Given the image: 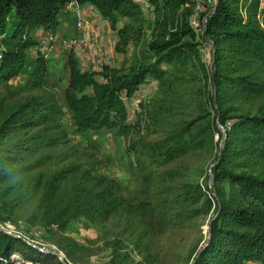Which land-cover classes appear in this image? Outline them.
<instances>
[{"label": "rangeland", "instance_id": "374dc122", "mask_svg": "<svg viewBox=\"0 0 264 264\" xmlns=\"http://www.w3.org/2000/svg\"><path fill=\"white\" fill-rule=\"evenodd\" d=\"M71 1L58 15L55 30L38 27L33 31L35 45L27 51L21 68L7 82L0 81V100L13 104L38 96L52 109L49 123L43 125V142L28 144L26 168L12 167L18 175L0 184V221L64 264H192L205 244L215 208L213 203L209 210L202 208V200L196 199L198 192L192 196L188 187L199 185L205 191L209 168L225 133L218 128L211 143L166 165L151 164L145 147L159 141L177 123L199 116L204 108L198 105L206 88L199 63L208 68L212 47L202 37L205 18L201 15L209 3L191 0L187 5L199 62L188 61L184 68L162 65L163 79L145 76L131 96L122 91L126 123L136 126L121 135L117 128L76 129L64 97L70 62L82 73H95L92 77L99 84L107 83L112 70L117 72L113 78L127 74L155 27L154 7L146 0H133L138 7L135 15L119 18L110 26L90 4L76 0L71 6ZM260 9L264 10V0ZM14 19L9 15L7 24ZM42 63L45 72L39 78L36 69ZM178 78L183 86L169 84ZM85 93L90 94L91 89ZM37 131L30 130L27 136H35ZM70 164L113 181V210L104 216L78 210L61 226L51 221V212L41 203L44 181L38 183L37 175H49ZM223 187L226 190L225 184ZM206 196L212 200V193Z\"/></svg>", "mask_w": 264, "mask_h": 264}, {"label": "trees", "instance_id": "16d2710c", "mask_svg": "<svg viewBox=\"0 0 264 264\" xmlns=\"http://www.w3.org/2000/svg\"><path fill=\"white\" fill-rule=\"evenodd\" d=\"M146 1L154 7L155 27L143 51L134 56L127 74L113 78L117 72L112 70L107 83L99 84L92 77L95 73H82L75 62H70L64 97L77 130L97 132L117 128L119 134L127 135L136 125H127L120 93L124 91L131 96L145 76L163 79L162 65L178 64L184 68L188 61L199 62L195 34L187 22L190 13L187 5L191 0ZM68 2L0 0V81L7 82L17 74L27 51L35 45L32 37L35 29L57 28L58 15ZM76 2L93 6L110 26L119 18L134 16L138 9L133 0ZM260 5L261 0H217L213 13L208 14L211 9L208 8L201 15V19L205 18V37L215 49L212 73L199 63L206 88L198 105L204 108L199 116L177 123L159 141L145 147L151 164L166 165L211 143L214 131L218 132L216 122L224 129L225 138L211 168L213 191L209 185H205V191L199 185L188 187L192 196L198 192L196 199L202 200V208L209 210L211 203L215 208L206 246L192 264H264V10ZM9 15L15 17L10 25ZM127 36L122 38L124 45ZM36 71L40 78L45 72L44 64ZM183 82L178 78L169 84L183 86ZM88 88L90 94L85 93ZM48 111L52 109L38 96L13 104L0 100V184L16 176L12 167L26 168V156L31 150L28 144L44 138L42 130L49 123ZM30 130L38 131L28 137ZM51 143L49 139L48 144ZM80 168L70 164L49 175H37L38 183L44 181L41 203L57 225L61 226L78 210L104 216L114 209L115 204L110 208L113 181ZM208 193H212V200L206 196ZM12 251L39 264H64L55 255L0 231V254Z\"/></svg>", "mask_w": 264, "mask_h": 264}, {"label": "built area", "instance_id": "2783aa9c", "mask_svg": "<svg viewBox=\"0 0 264 264\" xmlns=\"http://www.w3.org/2000/svg\"><path fill=\"white\" fill-rule=\"evenodd\" d=\"M76 0H72L69 4L72 6L75 3ZM207 2L209 3V8L212 9V7L214 6L215 0H207ZM70 6V7H71ZM76 8V6H74ZM210 9V10H211ZM78 25L80 26L81 23L78 22ZM2 57V46L0 45V60ZM11 225L9 223L6 222H2L0 221V231L6 235L15 237V238H20L22 239L19 235H17L10 227ZM23 240V239H22ZM25 241V240H24ZM28 243V242H27ZM29 245H31L32 247H35L34 245L28 243ZM37 248V247H36ZM39 251L45 252L43 249L41 248H37ZM52 252V251H51ZM0 262L2 264H39L37 262H34L30 259H27L26 257H24L23 254L17 252V251H12L11 253H9L8 255H2L0 254Z\"/></svg>", "mask_w": 264, "mask_h": 264}, {"label": "water", "instance_id": "95a60500", "mask_svg": "<svg viewBox=\"0 0 264 264\" xmlns=\"http://www.w3.org/2000/svg\"><path fill=\"white\" fill-rule=\"evenodd\" d=\"M216 8H217V0H215L214 6L212 7V9L209 11L208 14L213 13V12L216 10ZM202 37L204 38V40H205L206 42L210 43V45H211V47H212L211 59H210V63H209V66H208L209 71L212 73V71H213V63H214V53H215V49H214V46H213L212 42H211L208 38L205 37V26H203ZM212 84L214 85L213 80H212ZM213 106L216 107V101H215V88H213ZM216 125H217V127L220 128L222 131H224V130H223V127L220 126L218 122H216ZM224 136H225V135L223 134V135H222V138H221V140H220V143H219V147H221V144H222V142H223V140H224ZM214 164H215V162H214V163L210 166V168H209V175H208V181H209L208 185H209V187L212 185V182H213V178H212V174H211V168H212V166H213ZM207 228H208V236H209V232H210V222H209ZM205 246H206V244H205L203 247H205ZM203 247H202V248H203Z\"/></svg>", "mask_w": 264, "mask_h": 264}]
</instances>
